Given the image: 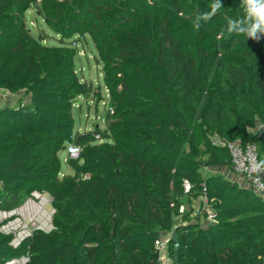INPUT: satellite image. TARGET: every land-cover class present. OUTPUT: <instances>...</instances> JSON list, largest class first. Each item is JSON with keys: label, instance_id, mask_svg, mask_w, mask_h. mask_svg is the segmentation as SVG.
Masks as SVG:
<instances>
[{"label": "trees", "instance_id": "obj_1", "mask_svg": "<svg viewBox=\"0 0 264 264\" xmlns=\"http://www.w3.org/2000/svg\"><path fill=\"white\" fill-rule=\"evenodd\" d=\"M38 1L0 0V91L26 97L0 104V210L46 189L54 229L17 248L0 232V264L23 254L27 264H161L167 233L171 264H264V196L229 176L226 145L252 143L264 160V39H218L240 0H222L198 31L212 0H41L56 46L25 27ZM87 35L112 109L105 128L81 132L72 103L93 86L75 74L68 40ZM69 143L81 153L60 179ZM197 199L213 222L181 212Z\"/></svg>", "mask_w": 264, "mask_h": 264}, {"label": "rangeland", "instance_id": "obj_2", "mask_svg": "<svg viewBox=\"0 0 264 264\" xmlns=\"http://www.w3.org/2000/svg\"><path fill=\"white\" fill-rule=\"evenodd\" d=\"M40 4L41 0L38 1V5L34 4L24 12L25 27L35 38H44L43 44L48 46L59 45L60 35L46 23L43 15L40 14ZM68 41L72 44L69 46L76 49L74 57L75 74L81 81H85L93 86V90L89 96H77L73 100L72 113L75 119V130L83 132L94 129L95 126L105 128L107 126L106 117L112 109L111 96L104 81L105 63L101 60L95 44L89 35L82 39L79 36H75ZM0 94V104L7 102L11 105H16L26 98L22 93L11 94L8 91H1ZM58 155L62 162L59 178L61 179L66 174H73V169L67 163L69 158L67 149L61 150ZM40 194L41 197H51L46 189L41 191ZM46 207L49 212H54L52 203H49ZM183 209L189 212V217L192 221L198 219L202 224H205L206 218L204 216L207 209L204 207L201 199L186 200ZM53 214L52 223L48 227H45L46 231L44 230L47 233H50L54 229ZM169 236L170 234L168 233L164 234L165 239L169 238Z\"/></svg>", "mask_w": 264, "mask_h": 264}, {"label": "built area", "instance_id": "obj_3", "mask_svg": "<svg viewBox=\"0 0 264 264\" xmlns=\"http://www.w3.org/2000/svg\"><path fill=\"white\" fill-rule=\"evenodd\" d=\"M226 145L232 158L233 171L243 178L246 186L251 187L257 194L264 196V172H253L251 170L252 162L254 160L256 162L260 161L256 145L252 143L242 145L240 142H227ZM66 148L70 158L79 157L81 153L79 145L69 143ZM226 173H229L228 170ZM185 189L186 191L190 189V184L187 181L185 182ZM38 195L41 194L35 191L14 209L0 210V232L12 236L10 244L14 248L19 247L35 231H44L45 227L52 223V214L55 210L51 213L46 207L49 203H52V197H38ZM182 211H184L183 207L181 208ZM206 211L211 213L209 209ZM208 221H214L213 214H209L205 224ZM167 242L166 239L157 244L161 264L171 263H169L170 258L166 252ZM29 259V254H23L5 260L4 264H27Z\"/></svg>", "mask_w": 264, "mask_h": 264}, {"label": "clouds", "instance_id": "obj_4", "mask_svg": "<svg viewBox=\"0 0 264 264\" xmlns=\"http://www.w3.org/2000/svg\"><path fill=\"white\" fill-rule=\"evenodd\" d=\"M242 15L237 18H229L226 28L219 33L218 39L228 36H244L247 39L259 41L264 39V0H240ZM224 7L222 0H212L210 10L198 13L192 21L193 28L198 31L202 24L212 20ZM183 16V13H180ZM253 172H264V160L252 162Z\"/></svg>", "mask_w": 264, "mask_h": 264}, {"label": "crops", "instance_id": "obj_5", "mask_svg": "<svg viewBox=\"0 0 264 264\" xmlns=\"http://www.w3.org/2000/svg\"><path fill=\"white\" fill-rule=\"evenodd\" d=\"M1 104L8 105L9 103H7V102H3V103H1ZM9 105H10V104H9ZM229 176H230L231 178H233V179L238 180L241 184H244V185H245V182H244L243 178H242L241 176L237 175L235 172H231Z\"/></svg>", "mask_w": 264, "mask_h": 264}, {"label": "water", "instance_id": "obj_6", "mask_svg": "<svg viewBox=\"0 0 264 264\" xmlns=\"http://www.w3.org/2000/svg\"><path fill=\"white\" fill-rule=\"evenodd\" d=\"M67 149L66 146L63 147V150Z\"/></svg>", "mask_w": 264, "mask_h": 264}, {"label": "bare ground", "instance_id": "obj_7", "mask_svg": "<svg viewBox=\"0 0 264 264\" xmlns=\"http://www.w3.org/2000/svg\"><path fill=\"white\" fill-rule=\"evenodd\" d=\"M38 197H41V195H38ZM42 197H44V196H42Z\"/></svg>", "mask_w": 264, "mask_h": 264}]
</instances>
